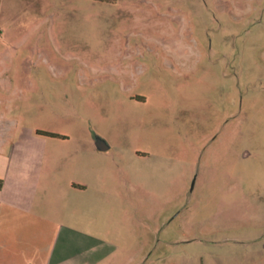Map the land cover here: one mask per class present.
Masks as SVG:
<instances>
[{
  "label": "rangeland",
  "instance_id": "1",
  "mask_svg": "<svg viewBox=\"0 0 264 264\" xmlns=\"http://www.w3.org/2000/svg\"><path fill=\"white\" fill-rule=\"evenodd\" d=\"M1 126L109 144L83 264H264V0H0Z\"/></svg>",
  "mask_w": 264,
  "mask_h": 264
},
{
  "label": "crops",
  "instance_id": "2",
  "mask_svg": "<svg viewBox=\"0 0 264 264\" xmlns=\"http://www.w3.org/2000/svg\"><path fill=\"white\" fill-rule=\"evenodd\" d=\"M0 135V264H83L86 255L72 253L71 230L90 206L114 198L91 158L105 150L95 138L73 151L46 139L15 142L5 126Z\"/></svg>",
  "mask_w": 264,
  "mask_h": 264
},
{
  "label": "water",
  "instance_id": "3",
  "mask_svg": "<svg viewBox=\"0 0 264 264\" xmlns=\"http://www.w3.org/2000/svg\"><path fill=\"white\" fill-rule=\"evenodd\" d=\"M95 146L99 150H107L109 148V145L106 143V141L99 135L95 136Z\"/></svg>",
  "mask_w": 264,
  "mask_h": 264
},
{
  "label": "trees",
  "instance_id": "4",
  "mask_svg": "<svg viewBox=\"0 0 264 264\" xmlns=\"http://www.w3.org/2000/svg\"><path fill=\"white\" fill-rule=\"evenodd\" d=\"M37 132L45 136L65 138L63 135L51 131L38 130ZM2 184H3V180L0 178V188L2 187Z\"/></svg>",
  "mask_w": 264,
  "mask_h": 264
}]
</instances>
